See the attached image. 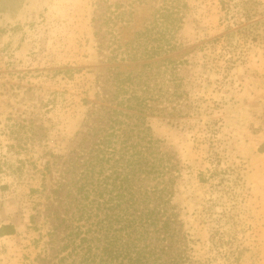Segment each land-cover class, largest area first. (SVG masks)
Masks as SVG:
<instances>
[{"label": "rangeland", "instance_id": "1", "mask_svg": "<svg viewBox=\"0 0 264 264\" xmlns=\"http://www.w3.org/2000/svg\"><path fill=\"white\" fill-rule=\"evenodd\" d=\"M105 1L0 0V264H48L49 234H66L73 210L65 172L93 140L104 78L141 63L120 51L158 2L120 0L130 14L115 28V55L103 19L116 0ZM180 1V110L163 97L146 116L175 164L170 205L195 263L264 264V0ZM228 28L229 42L214 40Z\"/></svg>", "mask_w": 264, "mask_h": 264}, {"label": "trees", "instance_id": "2", "mask_svg": "<svg viewBox=\"0 0 264 264\" xmlns=\"http://www.w3.org/2000/svg\"><path fill=\"white\" fill-rule=\"evenodd\" d=\"M125 1L116 0L105 7L103 23L110 34L108 42L114 45L118 41L116 26L126 22L130 14L123 5ZM151 1L158 2L152 19L120 51V60L134 62L135 66L141 62L139 68L121 72L118 64L110 67L104 78L102 102L93 113L97 121L88 131L93 140L85 151L81 149L69 160L65 173H70L67 196L73 210L67 220L68 230L59 239L63 244L55 248L53 244L59 241L56 232L49 234L51 245L42 258L48 264L194 262L188 253L187 235L170 205L173 189L168 175L175 170L173 158L159 149L146 121L152 112L150 102L163 97L169 103L176 101L170 108L180 110L181 84L175 72L176 61L171 57L178 47L171 39L181 24L182 5L180 0ZM222 5L226 10L229 7L225 2ZM242 11V21H249L251 10L244 7ZM256 22L240 23L249 27ZM234 33L228 28L214 40L224 38L229 42ZM120 48L117 44L111 53L117 55ZM74 173L78 174L76 179Z\"/></svg>", "mask_w": 264, "mask_h": 264}]
</instances>
